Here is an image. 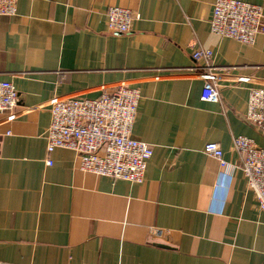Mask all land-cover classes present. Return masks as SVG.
<instances>
[{
    "label": "crops",
    "instance_id": "crops-1",
    "mask_svg": "<svg viewBox=\"0 0 264 264\" xmlns=\"http://www.w3.org/2000/svg\"><path fill=\"white\" fill-rule=\"evenodd\" d=\"M215 1L18 0L0 16V78L20 94L14 118L0 112V264H264V210L233 146L246 135L264 148L240 117L249 86L264 85V34L244 44L212 33ZM110 6L131 10L130 31L109 29ZM198 46L214 51L219 101L189 69ZM123 82L141 93L133 136L152 147L143 182L47 151L54 95Z\"/></svg>",
    "mask_w": 264,
    "mask_h": 264
},
{
    "label": "built area",
    "instance_id": "built-area-1",
    "mask_svg": "<svg viewBox=\"0 0 264 264\" xmlns=\"http://www.w3.org/2000/svg\"><path fill=\"white\" fill-rule=\"evenodd\" d=\"M17 2L0 0V16L15 14ZM107 15L109 29L117 32L132 29L135 17L130 9L110 6ZM209 22L212 33L253 44L259 34H264V9L260 4L245 0H216ZM192 57L195 65L189 67L191 74L204 81L202 98L219 101L221 78L214 51L198 46L193 49ZM237 81L249 83L251 78L240 76ZM19 98L14 83L0 78V112H7L10 118H14ZM140 99V89L124 82L105 85L97 97L80 93L54 95L48 101L51 121L45 131L47 151L71 149L80 157V168L84 171L143 182L152 147L133 136ZM245 115L264 131V85L249 86ZM233 146L240 158L235 167L242 171L259 208L264 210V148L246 135L235 136ZM204 149L219 160L221 167L228 164L220 143L209 141ZM51 162L47 159V163Z\"/></svg>",
    "mask_w": 264,
    "mask_h": 264
},
{
    "label": "water",
    "instance_id": "water-1",
    "mask_svg": "<svg viewBox=\"0 0 264 264\" xmlns=\"http://www.w3.org/2000/svg\"><path fill=\"white\" fill-rule=\"evenodd\" d=\"M240 117L243 120H245L250 126H252L258 133H260L262 136H264V131L262 130V128L258 124L251 121L250 119H248L245 114H241Z\"/></svg>",
    "mask_w": 264,
    "mask_h": 264
}]
</instances>
